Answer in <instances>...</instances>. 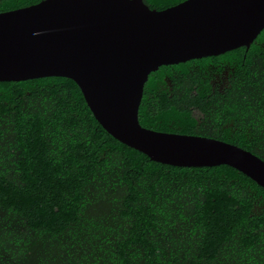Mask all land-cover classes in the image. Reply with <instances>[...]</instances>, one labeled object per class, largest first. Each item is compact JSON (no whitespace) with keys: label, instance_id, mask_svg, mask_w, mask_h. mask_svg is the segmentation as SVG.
<instances>
[{"label":"trees","instance_id":"1","mask_svg":"<svg viewBox=\"0 0 264 264\" xmlns=\"http://www.w3.org/2000/svg\"><path fill=\"white\" fill-rule=\"evenodd\" d=\"M138 120L264 160V28L248 48L159 66ZM0 264H264V189L225 164L150 160L102 128L69 78L0 81Z\"/></svg>","mask_w":264,"mask_h":264},{"label":"water","instance_id":"2","mask_svg":"<svg viewBox=\"0 0 264 264\" xmlns=\"http://www.w3.org/2000/svg\"><path fill=\"white\" fill-rule=\"evenodd\" d=\"M264 28V0H40L0 12V81L66 77L96 121L150 160L180 167L225 164L264 189V160L212 137L143 127L148 75L161 65L248 48Z\"/></svg>","mask_w":264,"mask_h":264}]
</instances>
